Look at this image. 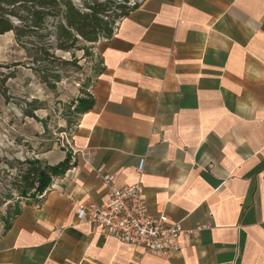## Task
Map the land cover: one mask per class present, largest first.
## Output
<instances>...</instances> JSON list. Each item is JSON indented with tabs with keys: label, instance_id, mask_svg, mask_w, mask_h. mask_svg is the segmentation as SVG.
<instances>
[{
	"label": "crops",
	"instance_id": "1",
	"mask_svg": "<svg viewBox=\"0 0 264 264\" xmlns=\"http://www.w3.org/2000/svg\"><path fill=\"white\" fill-rule=\"evenodd\" d=\"M98 46L93 108L40 157L73 165L23 204L0 264H264V0H145ZM139 181L186 230L171 257L78 218Z\"/></svg>",
	"mask_w": 264,
	"mask_h": 264
},
{
	"label": "trees",
	"instance_id": "2",
	"mask_svg": "<svg viewBox=\"0 0 264 264\" xmlns=\"http://www.w3.org/2000/svg\"><path fill=\"white\" fill-rule=\"evenodd\" d=\"M131 2L83 0L82 5H79L74 0H0V35L12 32L16 43L28 58L29 62L24 65H29L43 82L52 84L53 80L61 79L59 72L51 70L56 63L61 66L75 65L76 51L83 50L90 54L94 45L113 36L120 20L143 3L140 0ZM88 43L93 46H87ZM58 51L71 53L75 61L60 57ZM17 65L22 63L0 64V97L8 96V80L15 77L12 68ZM98 69L96 75L101 70ZM93 87L94 81L86 85L73 105L72 113L79 118L95 104L91 93ZM26 115L36 118L33 111ZM8 164L14 170L11 188L1 196L13 204L9 205L12 212L9 213L4 232L11 228L15 218L21 214L23 204L41 203L54 180L73 165L69 152L63 161L53 165L40 158H25ZM1 176L0 170V184Z\"/></svg>",
	"mask_w": 264,
	"mask_h": 264
},
{
	"label": "rangeland",
	"instance_id": "3",
	"mask_svg": "<svg viewBox=\"0 0 264 264\" xmlns=\"http://www.w3.org/2000/svg\"><path fill=\"white\" fill-rule=\"evenodd\" d=\"M74 1L79 5L83 3V0ZM87 46L93 45L88 43ZM98 47V44L94 45L90 54L76 51L75 65L56 63L51 70L59 72L61 79L48 84L29 65H24L29 61L25 51L16 43L14 34L0 35V64L22 63L12 68L16 75L8 80V96L0 97V236L12 212L9 205L13 204L1 196L11 188L14 170L8 163L40 158L49 148L60 150L69 147L68 142L79 119L72 113L73 105L82 95L83 88L95 81L98 67L101 68ZM57 54L66 60H74L69 52L58 51ZM32 111L36 118L26 115Z\"/></svg>",
	"mask_w": 264,
	"mask_h": 264
},
{
	"label": "built area",
	"instance_id": "4",
	"mask_svg": "<svg viewBox=\"0 0 264 264\" xmlns=\"http://www.w3.org/2000/svg\"><path fill=\"white\" fill-rule=\"evenodd\" d=\"M144 165L142 159L137 170L142 172ZM105 181L110 184L108 179ZM78 218L100 225L125 243L143 246L167 258L182 248V237L186 233L182 225L170 223L166 214L158 218L148 214L141 181L124 188H112L106 206L79 205Z\"/></svg>",
	"mask_w": 264,
	"mask_h": 264
}]
</instances>
